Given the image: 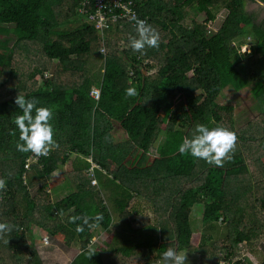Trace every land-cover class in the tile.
<instances>
[{
	"label": "trees",
	"instance_id": "obj_1",
	"mask_svg": "<svg viewBox=\"0 0 264 264\" xmlns=\"http://www.w3.org/2000/svg\"><path fill=\"white\" fill-rule=\"evenodd\" d=\"M248 1L135 0L141 16L161 37L158 48H149L141 55L128 47L130 38L126 36L136 34L133 27L108 30L103 39L79 17L80 27L73 31L63 28L71 14L78 15V0H0V24L12 26H0V65L5 74H13L15 54H28L34 45L42 46L48 61L30 75L34 87L21 82L13 88L16 94L9 91L3 97L7 92H0V178L7 180L6 191L0 193V222L16 226L0 238V263L46 264L33 246L47 237L71 249L69 264H129L126 255L139 248L146 250L142 259L147 261L155 249L156 264L172 244L178 251L197 253L200 264L232 263L235 250L243 243H251L257 250L254 241H264V114L248 126L234 129V106L224 102L232 92L252 89L262 106L264 18L256 22V14L247 8ZM66 6V19L61 21ZM187 7L204 12L203 23H186ZM219 8L228 9V13L218 30L211 31L208 25ZM12 32L14 36L8 39ZM245 33L258 38L252 54L243 53L235 43ZM145 59L150 64L142 65ZM155 64L158 70L149 74ZM130 70L135 71V77H130ZM44 71H53V76L36 88ZM130 86L139 94L126 98L125 89ZM93 88L101 90L99 99L92 96ZM20 92L54 110L52 123L59 144L50 157L43 156L29 166L26 180L22 177L25 160L32 153L16 150L19 130L13 123V117L21 114L14 103ZM199 123L209 127L229 123L228 128L238 138L230 162L217 167L179 153L182 138L191 136ZM115 124L127 141L112 142ZM161 137L165 140L158 145ZM156 144L153 155L150 150ZM75 155L76 162H70ZM149 157L154 158L150 163L146 161ZM92 163L101 168L95 169L96 183L87 171ZM56 170L70 176L77 188L59 200L50 191L63 179L50 182ZM101 173L109 175L112 183L104 187L100 181L98 184ZM171 186L174 197H167ZM107 187L122 196L114 199L123 219L122 230L136 234L147 228L155 234L157 228L156 242L150 235L129 247L104 243L114 228L113 213L104 200ZM138 195L152 205L157 225L136 224L130 202ZM195 205L204 207L201 222L206 232L216 233L217 224L224 225L225 241L206 238L195 230L191 219ZM83 213H103V220L97 228L85 227L77 234L76 225L68 220ZM168 225L174 233L172 244L167 237ZM100 228L104 234L93 241L94 231ZM90 244L97 252L89 259L86 251ZM219 249L224 253L217 256ZM232 264H248V260Z\"/></svg>",
	"mask_w": 264,
	"mask_h": 264
},
{
	"label": "rangeland",
	"instance_id": "obj_2",
	"mask_svg": "<svg viewBox=\"0 0 264 264\" xmlns=\"http://www.w3.org/2000/svg\"><path fill=\"white\" fill-rule=\"evenodd\" d=\"M67 7L68 6L64 7L62 10V14L60 16L61 21H65L66 19V11L68 10ZM247 8L250 12L256 14L255 19L257 23L262 21V19L264 18V5L261 2L257 0H249L247 4ZM186 12H187L186 23H189L191 21L203 23L205 19L204 12L196 13L193 7H187ZM214 12H215L214 21L211 25L210 24L208 25L209 26L208 28L211 29V31L218 30L221 21H223L226 13H228V9L219 8ZM78 17L81 18L79 15L75 16L74 14H71V16L69 17V21H66L65 25H62L63 28L69 31H73L78 27H80L82 25V21H80ZM0 26H6V25L0 24ZM6 27H12V26L8 25ZM13 36H14V32L8 35V39L12 38ZM235 43L241 46L243 53L251 54L253 53V48L257 46L258 38L252 35V33L251 34L245 33L242 37L237 38ZM45 63L48 64V61L47 60L45 61V54L42 52V46L34 45L29 50L28 54L23 52H17L15 54L14 62H13L14 72L11 76L5 74L3 67L0 65V92H5V91L7 92L5 95H3V97H7L9 94H14V93L16 94V91H13V88L16 87L17 83L25 82L26 84H28L29 88L34 87L33 86L34 82L31 81L30 75L35 70L42 69V65ZM54 65L57 66L58 61H55ZM158 68L159 65L155 64L154 69L152 70V72H150V74L155 73L158 70ZM44 72L46 73V71ZM38 85L41 86V80L40 83H37L36 88L40 87ZM260 86L261 85H259L258 88H260ZM251 90L240 93L232 92L229 94V97L226 98V101H224L226 103H232L234 106V119L237 120V124H235L234 129L240 130L241 128L248 126L260 114H264V93L261 92L263 98V100H260L262 103L261 106L262 109H261V107L259 106V101H257L254 92H252ZM9 91H13V92L8 94ZM228 125L229 123H226L227 127ZM164 140L165 138L161 137L157 144L158 145L162 144ZM125 141H127L126 136L124 135V133H122L120 127L117 124H115V129L112 131V142L114 144H119ZM157 144L153 146L152 149L150 150V153H152L153 155L156 152ZM261 156H262V161L264 162V155ZM77 158L78 157L76 155L73 156L70 162L72 163L76 162ZM88 159L90 160V158ZM130 159L132 158H128V160ZM148 159L150 160H146V161L150 163L151 161H153L154 158L149 157ZM61 172L62 171L60 170H56L49 178L50 182H53L54 180L57 181L58 178H63L62 176L64 175ZM106 172L108 173V171ZM27 174L25 175V180ZM109 177H110L109 175L101 173V177L100 178L97 177L98 184L100 181L101 185H103L104 187L105 183L107 182L112 183V180H110ZM76 189L77 188L75 187L74 181L70 179V176H68V177H64L58 184H56V186L50 188V191H52L53 198L55 200H58L74 192ZM103 192H104V200L106 201L107 206L110 208L111 212L113 213V218H114V228L111 231L109 237L104 241L105 244L106 241H109L110 245L113 247H117V248L129 247L134 244L141 243L142 241L147 240L148 236L150 235H152L153 237L155 236V242H156L159 233V230L157 228L155 229V234H152V231L147 228L146 230H143L142 233H136V234L123 231L122 230L123 219L120 217L119 209H117L116 206H114L115 197L121 198L122 197L121 194L115 192L113 187H107L105 190H103ZM167 197H174L173 186H171L170 189L168 190ZM203 208H204L203 205H195L191 213V219L194 220L195 222L194 225L195 230L199 233L204 234L206 238H212V240H215L217 242L225 241L226 235H224V231H223L224 225L220 226L219 224H217L218 229L216 233L213 232L212 230H208V232L205 231V225L201 222ZM152 209H153L152 205L148 204L147 200H145V198L140 195L136 196L135 199H133V201L130 202V210L136 212V215L138 216V217L136 216L137 218L136 224L139 225L141 224L140 227L144 224L146 225L147 223H150L151 225H157L156 223L157 221ZM252 213H253L252 207H250L249 214ZM128 217H132V216H128ZM192 224L194 223L192 222ZM103 234L104 231L101 228L96 229L94 231L95 238L93 239V241L102 237ZM167 235H168L167 237H169V242L172 244V241L174 239V233L170 225L167 226ZM256 243H258V245L256 246L257 248L256 251H254L253 248L251 247V243H243L239 245L238 248L235 250L234 255L232 256L233 257L232 263L239 259L241 260L246 259L248 260V264H261L264 256V241L263 242L254 241L253 244L255 245ZM171 246L169 245V247ZM33 247L36 249L38 255L43 257L44 262L46 264H69L71 262V259L69 257L71 249L66 244H64L63 242L59 241L56 238L47 237L44 242L35 243ZM133 252H134L133 254L126 255L127 257H125V261H129L130 262L129 264H154L155 261L154 257L157 254V251H155V249H153V251L149 253L150 257L148 261L146 258L142 259L143 252L144 253L146 252V250H143V248H139L137 250H134ZM180 252H187L188 264L201 263L200 256L197 253H191L188 251H180ZM223 253H224V249H219L216 255L219 256V254H223ZM220 260L218 259V261ZM232 263L227 261L225 262L224 260V261H220L219 264H232ZM156 264H161L160 258H158Z\"/></svg>",
	"mask_w": 264,
	"mask_h": 264
},
{
	"label": "clouds",
	"instance_id": "obj_3",
	"mask_svg": "<svg viewBox=\"0 0 264 264\" xmlns=\"http://www.w3.org/2000/svg\"><path fill=\"white\" fill-rule=\"evenodd\" d=\"M131 20L134 21L136 33L128 40V47L132 52L144 55L147 49L158 48L161 40L159 31L146 19L133 15ZM138 94L135 87L130 86L125 89L126 98L135 97ZM14 103L21 112L13 117V123L19 130L16 150L21 153H32L38 157H47L52 151L58 149L59 144L55 139V128L52 123L54 110L41 105L38 98H28L21 92L15 98ZM237 139L236 133L226 126L218 124L209 127L207 124L199 123L195 126L191 136L182 138L178 151L181 155H191L197 160H204L209 165L222 167L233 159ZM6 189L7 180L0 178V193ZM60 215L63 216V210H60ZM102 220L103 213L95 215L83 213L71 215L68 222L76 225L75 231L79 234L85 231V227L88 230L97 228ZM15 227L7 221L0 222V238L11 233ZM96 252V248L90 244L86 255L90 259ZM161 264H188L187 252H180L175 248L168 247L162 253Z\"/></svg>",
	"mask_w": 264,
	"mask_h": 264
},
{
	"label": "built area",
	"instance_id": "obj_4",
	"mask_svg": "<svg viewBox=\"0 0 264 264\" xmlns=\"http://www.w3.org/2000/svg\"><path fill=\"white\" fill-rule=\"evenodd\" d=\"M78 15L83 19L84 23H87L94 27L99 33L101 38L105 37V32L108 30H113L118 27L125 30L127 27H134V21L131 20L133 15L146 19L141 16L140 10L136 7L135 0H78ZM133 34H128L126 37L130 38ZM251 48V47H248ZM101 53H105V48L101 49ZM141 61V58L139 57ZM150 61L148 59L143 60L142 65H148ZM152 70L148 73L150 74ZM130 77H135V71L130 70ZM53 76V71H47L44 77L41 79V86L44 85V81L50 79ZM101 90L99 88L92 89V96L95 99H99ZM51 153L49 156L50 157ZM43 156H35L31 154L25 160L26 170L23 172L22 177L29 171V166L41 161ZM92 162V158L90 160ZM95 169L100 170V166L92 163V166L87 169L88 173L93 177L92 182L96 183Z\"/></svg>",
	"mask_w": 264,
	"mask_h": 264
},
{
	"label": "crops",
	"instance_id": "obj_5",
	"mask_svg": "<svg viewBox=\"0 0 264 264\" xmlns=\"http://www.w3.org/2000/svg\"><path fill=\"white\" fill-rule=\"evenodd\" d=\"M121 131H122V130H121ZM122 133H123V132H122ZM60 171H61V170H60ZM61 173H63V172H61ZM62 177L64 178V176H62ZM60 179H61V178H58V180H57V181H59ZM54 182H56V180H54V181H53V183H54ZM58 183H59V182H57L56 184H58ZM54 186H56V185H54ZM60 199H61V198H60ZM58 200H59V199H58ZM208 228H210V229H211V226H210V227H208ZM59 241H60V240H59Z\"/></svg>",
	"mask_w": 264,
	"mask_h": 264
},
{
	"label": "water",
	"instance_id": "obj_6",
	"mask_svg": "<svg viewBox=\"0 0 264 264\" xmlns=\"http://www.w3.org/2000/svg\"><path fill=\"white\" fill-rule=\"evenodd\" d=\"M257 1L261 2L264 5V2L263 1H261V0H257Z\"/></svg>",
	"mask_w": 264,
	"mask_h": 264
}]
</instances>
